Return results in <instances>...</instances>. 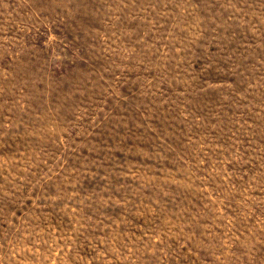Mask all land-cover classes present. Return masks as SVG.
Masks as SVG:
<instances>
[{
    "label": "rangeland",
    "instance_id": "obj_1",
    "mask_svg": "<svg viewBox=\"0 0 264 264\" xmlns=\"http://www.w3.org/2000/svg\"><path fill=\"white\" fill-rule=\"evenodd\" d=\"M0 264H264V0H0Z\"/></svg>",
    "mask_w": 264,
    "mask_h": 264
}]
</instances>
